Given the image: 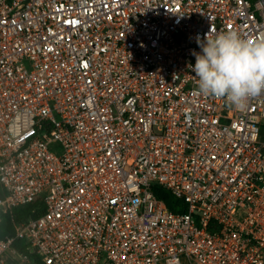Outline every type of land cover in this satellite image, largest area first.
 Masks as SVG:
<instances>
[{"label":"built area","instance_id":"2783aa9c","mask_svg":"<svg viewBox=\"0 0 264 264\" xmlns=\"http://www.w3.org/2000/svg\"><path fill=\"white\" fill-rule=\"evenodd\" d=\"M227 30L264 38V0H0V223L43 204L0 264H264V92L189 67Z\"/></svg>","mask_w":264,"mask_h":264},{"label":"clouds","instance_id":"9594fccd","mask_svg":"<svg viewBox=\"0 0 264 264\" xmlns=\"http://www.w3.org/2000/svg\"><path fill=\"white\" fill-rule=\"evenodd\" d=\"M200 51H192L199 92L226 98L230 105L243 108L247 101L264 92V38L245 39L235 30L199 36Z\"/></svg>","mask_w":264,"mask_h":264},{"label":"trees","instance_id":"16d2710c","mask_svg":"<svg viewBox=\"0 0 264 264\" xmlns=\"http://www.w3.org/2000/svg\"><path fill=\"white\" fill-rule=\"evenodd\" d=\"M152 192L155 197L158 200L162 201L171 212L176 214H183L186 212V205L183 203V201L177 199L170 191L166 190L165 188L154 186L152 187ZM0 195H3L1 189ZM33 210H35L34 212L36 214H41L43 212V204L41 200L35 201L22 207L10 208L2 217L0 223V237L6 234H12L15 227L22 220H24L28 215L33 214Z\"/></svg>","mask_w":264,"mask_h":264},{"label":"rangeland","instance_id":"374dc122","mask_svg":"<svg viewBox=\"0 0 264 264\" xmlns=\"http://www.w3.org/2000/svg\"><path fill=\"white\" fill-rule=\"evenodd\" d=\"M263 126H264V122H263ZM264 130V129H263ZM262 130V140L264 141V131Z\"/></svg>","mask_w":264,"mask_h":264}]
</instances>
